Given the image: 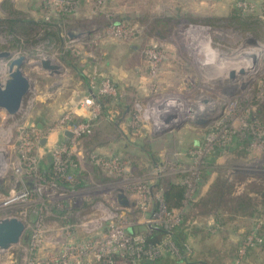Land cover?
Masks as SVG:
<instances>
[{
	"label": "rangeland",
	"instance_id": "rangeland-1",
	"mask_svg": "<svg viewBox=\"0 0 264 264\" xmlns=\"http://www.w3.org/2000/svg\"><path fill=\"white\" fill-rule=\"evenodd\" d=\"M49 1L0 0V19L40 23L38 30L33 28L39 31L36 41L24 42L22 48L15 44L14 35L0 27V52L11 54L0 59V81L9 77L10 64L24 57L22 70L33 84L18 114L10 116L0 110V220L14 217L26 225L18 244L0 250V264H27L36 220V204L32 203L47 196L48 202L73 205L69 221L49 211L48 253L58 250L56 241L64 236L67 224L86 223L91 229L124 212L127 221H135L133 229L139 228L141 235H150L155 231L151 229L161 230L162 226L173 230L184 220L187 258L193 249L201 253L210 249L214 251L208 260L213 264H264L262 8L258 5L259 11L251 15L234 14L233 22L224 20L217 26L190 14L158 12L151 0H82L85 2H76L77 8L60 18L46 8ZM103 2H114L116 9L101 11L106 7ZM86 10L91 11L88 16ZM176 17L186 21H176ZM43 22L53 27H42ZM113 24L123 26V33L107 32ZM49 32L61 41L46 40ZM157 48L164 50L166 59L153 72L149 52ZM252 51L263 53L252 61L246 56ZM47 58L59 66V75L52 76L42 67ZM110 68L114 77L106 73ZM84 70L89 81L94 76L100 81L111 79L118 94L109 104L111 113L94 119L91 134L73 146L71 155L79 170L76 192L29 176L30 195L28 202H23L17 197L25 191L21 186L25 174H16L22 129L41 125L46 137L59 133L53 129L57 120L66 112H76L61 110L75 97ZM118 75L120 79L124 76L122 80ZM118 116L123 117L122 124L117 122ZM170 120L169 129L161 131L160 124ZM53 143L47 148L35 143L37 175L43 176L44 162L50 164ZM91 153L111 161L117 158L121 170L93 164L88 159ZM168 181L186 187L182 207L170 217L167 211H160V184ZM35 183L48 187L46 193L40 195ZM13 191V203L6 204ZM244 200H249L250 206L238 208ZM145 208L160 211L153 225L146 223L151 211ZM243 239H250L249 248H255L234 259ZM172 255L182 258L177 251Z\"/></svg>",
	"mask_w": 264,
	"mask_h": 264
},
{
	"label": "built area",
	"instance_id": "built-area-1",
	"mask_svg": "<svg viewBox=\"0 0 264 264\" xmlns=\"http://www.w3.org/2000/svg\"><path fill=\"white\" fill-rule=\"evenodd\" d=\"M77 1L75 0H51L46 8L51 13L65 14L72 12L77 8ZM258 2L256 0H239L237 2L238 10L244 15H251L257 13ZM264 11V0L259 5ZM49 19V18H48ZM123 26L113 24L109 27L107 32H113V34L120 35L123 33ZM164 50L155 49L149 52L151 61H153V72L158 70L159 63L166 59ZM90 95L84 98L80 102V107L83 110L89 112V117L83 121H74L76 112H66L57 120L54 125V131L59 132L61 135L65 131H70L73 137L64 142H58L52 149V156L54 158V175L50 180L44 178V176L37 175L38 164L37 158L33 154L35 143H40L44 138H47V142L50 140L51 133L46 137L42 135V131L38 127L23 128L18 142V152L21 158L18 160V168L16 174L18 176L25 177L21 181V186L24 190L22 196L16 195L17 199H21L23 202H28V196L30 195L31 184L28 181L29 176L42 181H51L54 185H58L59 182L66 184L67 188L72 192H76V185H78V161L71 155L73 146L79 144L82 139L89 136L93 129V121L101 115H104L102 105L96 100L99 95L114 96L118 94V88L116 84L109 78H102L101 81L97 77H93L90 81ZM111 113L107 112V115ZM73 125L70 126V123ZM42 145V144H41ZM95 165L102 166V168H116L121 170L122 166L119 165L118 159L113 161L102 159L96 154L91 153L89 158ZM80 160V158H79ZM23 175V176H22ZM61 184V185H62ZM60 185V184H59ZM35 187L43 195L44 191L48 189L42 184H36ZM61 189L63 187H60ZM20 194V195H21ZM15 191L11 192L10 197L7 199L6 204L13 203V197ZM60 196V195H59ZM58 196V197H59ZM49 196H47L48 198ZM62 197V195H61ZM46 199L40 198L39 202H33L36 204L33 208V213L36 215V220L32 225V234L29 243V256L27 258V264H137L144 258L154 260L159 257H163L164 253L174 254L178 252L179 248L174 244L171 239L172 226L166 222V226H162L161 230H164L168 235L157 244H150L147 242V235L133 232L134 222L133 220L127 221L125 213L121 215H115L113 218L105 219L104 223H99L96 227L91 228L86 223H70L64 228V236L59 241H56L58 245L57 251L53 253L46 252L47 234L49 233L48 226L46 225V219L49 215V211H53V216H60V219L68 220L72 215L73 205L71 202H52ZM29 203H31L29 201ZM153 208H145L146 211H151L147 217L146 223L148 226L154 224V219L158 216L160 211H167L170 217L172 211H168L163 202L160 204V211L153 212ZM155 209V208H154ZM57 212V214L54 213ZM155 213V214H154ZM111 220V221H109ZM69 221V220H68ZM133 221V222H132ZM171 221V220H169ZM165 228V229H163ZM153 230H159V228H153ZM80 231L85 235L80 236ZM170 234V235H169ZM62 236V235H61ZM168 238L169 244L166 243ZM169 245V246H168ZM186 247V245H185ZM249 247H251V240H245L240 253H244ZM187 249V247H186Z\"/></svg>",
	"mask_w": 264,
	"mask_h": 264
},
{
	"label": "trees",
	"instance_id": "trees-1",
	"mask_svg": "<svg viewBox=\"0 0 264 264\" xmlns=\"http://www.w3.org/2000/svg\"><path fill=\"white\" fill-rule=\"evenodd\" d=\"M77 1V0H76ZM15 12H13L14 14ZM240 11H238L236 14L238 17H240ZM59 15V16H58ZM57 16L60 17H65L66 15H60L58 14ZM247 18L251 19H257L255 16H247ZM56 22H54L55 24ZM213 23V22H212ZM214 24V23H213ZM215 25V24H214ZM4 27L9 34L14 35V42L15 44L19 47L22 48L24 46V42L26 43H34L36 41V37L39 35L38 28H40V23L35 22L33 20L29 19H19V18H9V19H0V27ZM42 27H53L50 26L49 23L43 22ZM36 28V29H33ZM40 30V29H39ZM24 38V39H22ZM46 40L49 41H55L60 40V37L57 36V34L53 32L47 33ZM61 41V40H60ZM1 48V47H0ZM86 82L90 86V81L89 79H86ZM96 100L102 105V109L104 111V115L107 116L108 110H110V105L114 98L110 96H105V95H99L96 97ZM74 121H83L85 118H81L80 116L74 117ZM117 122L121 121L123 117H117ZM87 137V136H86ZM50 164L46 165L44 162V165L42 164V174L44 178L47 180L51 179L54 175V158L52 154H49ZM61 185L62 183L59 182ZM66 185V184H63ZM160 189L162 190V202L165 206V208L168 211H172L175 209H180L183 205L184 199H185V194H186V187L181 184H177L175 182L168 181L164 186L163 184H160ZM250 206V201L249 200H244L238 203L237 207L238 208H246ZM188 228L185 225V221L182 220L181 224L176 226L172 231H171V239L174 242V244L179 248L180 254L182 258H177L173 257L172 254L167 255V257H159L154 260H150L148 258H144L137 264H213L214 262H210L208 260V254H212L214 250L206 249L202 253L197 252L195 249H193L190 253V256L187 258L185 257V245L188 241L187 239V232ZM133 232H140V229L134 228ZM196 233L200 232V230L196 229ZM168 235L167 232L164 230H155L153 231L152 234L147 235L146 239L147 242L150 244H157L162 242V240ZM170 235V234H169ZM246 239V237H245ZM245 239L242 240V242L239 244L238 248L235 250L233 253L234 259H239L240 257V250L241 247L245 241ZM259 245V243H258ZM210 248V247H208ZM255 247L249 248L247 253L252 251Z\"/></svg>",
	"mask_w": 264,
	"mask_h": 264
},
{
	"label": "water",
	"instance_id": "water-1",
	"mask_svg": "<svg viewBox=\"0 0 264 264\" xmlns=\"http://www.w3.org/2000/svg\"><path fill=\"white\" fill-rule=\"evenodd\" d=\"M11 54L8 51L0 52V59H8ZM25 62L24 57L15 59L9 67V77L1 82L0 81V110H5L10 116L18 114L25 102V99L30 95L33 90V84L26 77L22 70V66ZM42 67L50 71V75H59V66L52 63L47 58L42 61ZM242 72H244L242 70ZM234 74V72H232ZM57 86H54V90ZM168 122L172 123L171 120L164 122L161 131H167ZM73 122L70 123V126ZM38 128H42L41 125ZM63 136L66 141L73 137L70 131H65ZM47 143V138H44L41 142L42 145ZM124 203V202H123ZM26 230V225L19 219L11 217L0 220V250H7L11 246L18 244Z\"/></svg>",
	"mask_w": 264,
	"mask_h": 264
},
{
	"label": "crops",
	"instance_id": "crops-1",
	"mask_svg": "<svg viewBox=\"0 0 264 264\" xmlns=\"http://www.w3.org/2000/svg\"><path fill=\"white\" fill-rule=\"evenodd\" d=\"M151 1L156 6V11L158 12L162 11V13L174 12L175 14H190L194 17L205 18L207 20L209 19L211 20V22H213L217 26H219L221 22H223L224 20L233 22L232 15L236 14L239 11L237 8V2L239 0H151ZM256 1L260 5L262 0H256ZM77 2L81 4L82 2L84 3L85 1L77 0ZM106 3L107 2L105 3L103 2L104 5ZM164 5L166 6V8L163 7ZM114 6H115L114 2H110L109 4H106L107 8L104 6L103 8H101V11L105 9L114 10L116 9V7ZM159 6L162 7L160 10H159ZM85 12H86V15L88 16V13H90L91 11L88 12L86 10ZM174 19H176V21L177 20L186 21L185 18H181V17H178V18L176 17ZM74 38L77 42L80 40V38H76L75 36ZM106 73H108L112 77H114L113 75L116 74L112 68H110ZM85 75L87 76V73L84 70V72L80 75V79L78 81L79 86H77V89H75V92H74L75 97L66 105H62L61 113L69 109H72V110L76 109V114L78 116L85 117V118L89 117V112L81 109L79 105L80 102L84 98L88 97L91 93L90 86L86 82V79H88V77H86ZM119 76L121 75H118V78L120 79ZM122 78L120 80H122ZM123 122H124V119H122L121 121H118V123L120 124H122ZM59 140H65V138L63 135L56 133L54 136L52 137L50 136V140L45 145H42V148H47L50 145H52L53 142H56ZM179 264H182V263H179Z\"/></svg>",
	"mask_w": 264,
	"mask_h": 264
},
{
	"label": "bare ground",
	"instance_id": "bare-ground-1",
	"mask_svg": "<svg viewBox=\"0 0 264 264\" xmlns=\"http://www.w3.org/2000/svg\"><path fill=\"white\" fill-rule=\"evenodd\" d=\"M263 52H258V51H252L251 53H248V54H246V56L247 57H249V58H251L252 59V61L253 60H255L256 58H258L261 54H262ZM244 55V54H243ZM243 55H241V56H243ZM244 57V56H243ZM245 58V57H244ZM250 60V59H249ZM251 61V60H250ZM245 62H246V59H245ZM249 62V61H248ZM253 63V62H252ZM259 63V62H258ZM253 65H255V64H253ZM257 67V66H256ZM209 105V104H208ZM201 107H203V106H201ZM202 110H204V108H200V111H202ZM199 111V112H200Z\"/></svg>",
	"mask_w": 264,
	"mask_h": 264
}]
</instances>
